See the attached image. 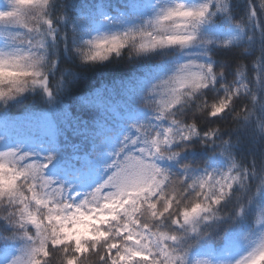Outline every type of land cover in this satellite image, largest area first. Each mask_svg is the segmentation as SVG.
I'll use <instances>...</instances> for the list:
<instances>
[{"label": "snow or ice", "instance_id": "snow-or-ice-1", "mask_svg": "<svg viewBox=\"0 0 264 264\" xmlns=\"http://www.w3.org/2000/svg\"><path fill=\"white\" fill-rule=\"evenodd\" d=\"M0 29V111L55 105L80 75L52 79L61 51L139 69L80 98L63 178L59 148L0 151V264H264V0H0Z\"/></svg>", "mask_w": 264, "mask_h": 264}, {"label": "trees", "instance_id": "trees-1", "mask_svg": "<svg viewBox=\"0 0 264 264\" xmlns=\"http://www.w3.org/2000/svg\"><path fill=\"white\" fill-rule=\"evenodd\" d=\"M233 11L236 18L245 15L248 11V0H233ZM225 30L223 35H228ZM218 56H231L232 62L238 58L233 53L218 52ZM55 53H50L54 57ZM65 67L73 68L80 73L72 83L68 92L63 94L55 105L50 106L41 90L30 91L9 101L4 110L0 111V133L4 138L2 145L34 151L58 152L57 159L49 166L50 170L64 175L63 163L67 158V147L80 138L81 125L79 118L83 114L80 98H85L95 89L115 80L135 77L139 69L123 61H109L96 66H82L77 61L69 59L62 51L57 67L52 73V79H58ZM67 75V74H65ZM129 131L127 124L118 126L119 135ZM114 150L116 145L111 144ZM205 155L204 152L200 153ZM251 153L245 150L241 157L247 161ZM219 243V242H217ZM240 246L231 249V255L242 251ZM191 259L218 257L206 245L194 247Z\"/></svg>", "mask_w": 264, "mask_h": 264}, {"label": "rangeland", "instance_id": "rangeland-1", "mask_svg": "<svg viewBox=\"0 0 264 264\" xmlns=\"http://www.w3.org/2000/svg\"><path fill=\"white\" fill-rule=\"evenodd\" d=\"M0 31H3V29H0ZM5 46V38L3 36H0V48L4 47ZM0 137H2V134L0 133ZM6 148H16L15 146H4L2 145V142H0V151L2 150H5ZM22 151H26V152H30V151H27L26 149H21ZM34 153H38L40 154V157L44 156L43 154V151H34ZM49 173L55 177H58V178H63L64 175H61V174H58L56 172H54L53 170H50L49 168ZM246 251V249H243L242 251L238 252V253H235V254H232L231 255V258L235 259L237 258L240 254H242V252ZM7 253L5 252V250L3 249H0V259H2Z\"/></svg>", "mask_w": 264, "mask_h": 264}]
</instances>
